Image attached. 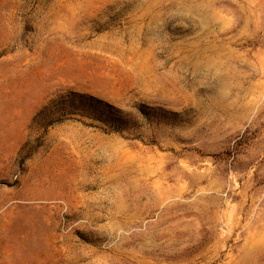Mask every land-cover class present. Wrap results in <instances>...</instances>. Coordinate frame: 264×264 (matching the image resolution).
I'll return each instance as SVG.
<instances>
[{"label": "rangeland", "instance_id": "374dc122", "mask_svg": "<svg viewBox=\"0 0 264 264\" xmlns=\"http://www.w3.org/2000/svg\"><path fill=\"white\" fill-rule=\"evenodd\" d=\"M264 0H0V264H264Z\"/></svg>", "mask_w": 264, "mask_h": 264}, {"label": "bare ground", "instance_id": "6f19581e", "mask_svg": "<svg viewBox=\"0 0 264 264\" xmlns=\"http://www.w3.org/2000/svg\"><path fill=\"white\" fill-rule=\"evenodd\" d=\"M264 256V255H263Z\"/></svg>", "mask_w": 264, "mask_h": 264}]
</instances>
